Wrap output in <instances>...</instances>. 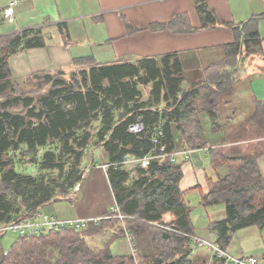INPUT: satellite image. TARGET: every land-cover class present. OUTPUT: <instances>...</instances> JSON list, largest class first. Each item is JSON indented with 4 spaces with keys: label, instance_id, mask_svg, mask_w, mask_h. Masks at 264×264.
Instances as JSON below:
<instances>
[{
    "label": "trees",
    "instance_id": "trees-1",
    "mask_svg": "<svg viewBox=\"0 0 264 264\" xmlns=\"http://www.w3.org/2000/svg\"><path fill=\"white\" fill-rule=\"evenodd\" d=\"M194 1L201 28L214 26L218 21L214 12L204 0ZM261 17L252 16L239 27L225 23L234 31L235 41L224 45V57L204 68L184 95L183 69L178 53L172 52L114 64L78 59L70 73L36 72L33 76L39 93L33 99L14 88L7 90L8 80L4 78L10 75V55L22 48L42 47L43 36L35 29L0 33V224L17 220L25 212L36 213L55 198L74 192L82 179L75 166L91 144L88 128L93 119L100 121L93 147L99 146L109 162L148 153L153 147L150 132L155 127L162 129L165 152L177 149L173 129L180 134L184 147L207 146L199 114H209L215 123L220 94L231 90L244 58L257 51L254 23ZM159 27L171 28V23ZM148 85L150 98L141 100L140 86ZM159 105L161 109H152ZM117 110L123 112L115 118ZM257 110L262 111L259 104ZM137 116L145 129L133 134L127 128ZM49 143H59V153L46 151L41 168L56 175L31 176L14 171L8 152L23 146L28 153H35ZM67 153L73 154L74 162L65 175L61 156ZM209 153L213 169L225 168L226 172L208 182L200 204H224L225 218L212 222L209 229L216 232V241L227 249L236 230L264 227V180L257 166L264 152L228 157L210 148ZM7 165L10 166L5 169ZM137 168L131 183L130 173L120 167L108 168L107 178L115 204L125 216V227L134 234L142 252L141 264H196L190 257V240L183 234L193 233V226L190 207L179 189L181 164L163 158L152 160L146 169ZM165 222L172 231L153 225ZM89 228L91 232L86 235ZM123 233L114 218L90 223L82 231L64 229L18 237L7 252L0 249V264H132L130 257L113 255L109 248ZM98 234L102 237L99 245L88 242L87 236Z\"/></svg>",
    "mask_w": 264,
    "mask_h": 264
},
{
    "label": "crops",
    "instance_id": "crops-1",
    "mask_svg": "<svg viewBox=\"0 0 264 264\" xmlns=\"http://www.w3.org/2000/svg\"><path fill=\"white\" fill-rule=\"evenodd\" d=\"M16 1L12 22L3 16V8L8 0L0 6V24L5 21L10 25L0 30V33L27 29L39 30L43 36L44 45L22 48L10 55L8 65L11 75L26 76L41 71L66 72L69 68L73 69V62L78 59L97 64H114L176 52L184 75L181 94L188 91L190 86L199 80L204 68L224 57L225 44L235 41L234 31L225 23L239 27L252 16L263 15L254 23L259 42L257 51L247 55L244 58L245 61L243 60L240 64L241 73H239L238 82L233 84L230 91L220 94L215 123L212 122L209 114H199L207 146L192 150L187 159L179 156L176 162L181 164L182 177L179 181V189L184 193V200L191 210L193 234L216 241V232L210 230L209 225L225 218L224 204L204 207L209 211L204 209V221L201 225L195 226L191 214L193 207L189 198L197 197L200 201L201 194L208 190V182L216 181L219 175L226 172L225 168L218 171L213 169L210 162V148L219 150L228 157L264 152V0H204L218 20L210 28H201V19L194 0ZM169 23L171 28L159 27ZM189 27L194 30H184ZM72 44L76 45L75 50ZM247 61L248 67L244 64ZM197 97L200 98L201 95ZM257 104L262 111L257 110ZM158 107L162 108L161 105ZM173 134L176 148H185L178 131L173 129ZM93 153L94 149L90 155L84 154V159L85 155L87 158L84 173L92 170L89 165L93 162ZM105 162L107 158L102 163ZM257 166L264 180V155L257 159ZM95 170L99 173L97 175L95 173L96 177L90 179L84 194L81 195V201H86L87 206L84 210L79 208L78 213L82 215L79 217L104 216L115 204L106 173L99 164ZM94 186L104 190L107 204L104 208L101 205L100 211L88 212L97 204L96 201L88 203L86 199L87 193ZM81 189L82 185L77 192ZM59 214L63 219L72 218L66 215L69 212H59ZM70 214L75 216L73 207ZM166 216L170 218L168 214ZM121 238L125 239L124 235L113 242ZM190 245H192L189 246L190 255L193 253L192 247L200 248L206 255L203 261L205 264L207 251L193 243ZM236 252L232 254L248 256L242 252L241 248H238ZM112 254L126 256V254ZM259 261L262 264L263 256Z\"/></svg>",
    "mask_w": 264,
    "mask_h": 264
},
{
    "label": "rangeland",
    "instance_id": "rangeland-1",
    "mask_svg": "<svg viewBox=\"0 0 264 264\" xmlns=\"http://www.w3.org/2000/svg\"><path fill=\"white\" fill-rule=\"evenodd\" d=\"M5 2H6V0H0V6H2ZM9 26L10 25H8V23L4 21V22H2V24H0V30L7 28ZM72 48L75 50L77 47L75 44H72ZM217 61H219V60H217ZM217 61L215 60L213 62H217ZM244 61H245V59H244ZM244 64L247 67L249 66L248 61L246 63L244 62ZM8 67H9V65H8ZM65 68H67V67H65ZM243 70H244V67L242 68V71ZM72 71L73 70L71 68H69L68 71H66V73H70ZM52 72H56V71H52ZM9 73H10V69H9ZM239 73H241V71H239ZM34 74L35 73H32L30 75H26V76H17V75L14 76V75H11V73H10V75L8 77L4 78L5 80H8L7 90H12V88H14L18 93L29 95V96H32L33 99H37L38 98L37 93H39L37 86H39V84H37V80L35 79V76H33ZM242 83H244V82H242ZM237 84L239 85V83H237ZM150 89H151L150 85L145 86V87L140 86V91H141L140 99L141 100H147L150 98ZM181 95H183V94H181ZM152 109L154 110V109H160V108L158 106H154V107H152ZM121 112H123V111L122 110L115 111L114 112L115 118H118ZM99 127H100L99 118L93 119L90 122L88 130L91 133V141H90L91 144L86 149L87 151H85V153L88 155H90V153L92 152V149H94L93 144L96 141V133H97ZM59 148H60L59 143H49L44 148H39L35 153H28L25 150V147L21 146L18 150L8 152L7 157L12 159L13 169L17 173L24 174V175H31V176L48 175V176L52 177L53 175H56V172L44 170L41 168V164L43 161V154L46 151H52L55 154H58ZM185 148H187V147H185ZM100 149L101 148L99 146H97V148L94 149L93 162H91V164L89 165L90 170L92 169L91 171L89 170L90 172L87 171L86 173H84V171L86 170V163H87L86 155H85V159L83 156L82 159L80 160L79 164L75 166V170H77V173H79V174L82 173V175H81L82 179L79 181V183H77L74 186V189L78 186V188L75 190V192H70L67 195V197H64V198H61V199H58L55 201L52 200L51 202L42 206L39 209L38 212H40L44 218L46 216H54L55 218L58 219V218H60L59 212H61V213L69 212V214H66V215L69 217H72V218H76V216L77 217L82 216V215H80L81 213H78L79 208L81 210H84L85 207L87 206V203H85L86 201H83V202L81 201V195L84 194V191L87 187V183H89L90 179L93 177L95 178L97 173H99L98 170H95V167H97L98 164L100 166V164L102 162L106 161V158H105V156H103V153L101 152ZM181 149L182 148L176 149V150H181ZM187 149H190V148H187ZM190 150L192 151L194 149H190ZM61 161L63 163V171L66 175L67 174L66 172L70 171L71 163L74 162V156H73V154H68V153L63 154L61 156ZM9 166L10 165H7L5 167V169H8ZM120 168H122V167H120ZM123 168L127 169V171L130 173V177H129L128 182L131 183L130 181H132L134 179L139 168H137V167L129 168L126 166ZM95 173H96V175H95ZM81 185H82L81 191L77 192ZM88 187H91V186H88ZM86 199H88L87 200L88 203H91L93 201L97 202V204L92 206L91 210L88 212L100 211L101 205L104 208L107 204L106 194H105L104 190L99 188V187H96V186L92 187V189L87 193ZM189 199H190L189 201L193 207L191 214H192V218L194 220L195 226L201 225L202 222L204 221V215H203L205 212L204 209H206L207 211H209V209L204 208L200 204V201H198L199 198L197 199V197L193 198L192 196H190ZM72 204H74V206H72ZM68 205L72 206L73 209H75V216L70 214L72 207L69 208ZM69 219H71V218H69ZM168 219L169 218L166 217L165 221L168 222ZM166 222H165V224H158V225L153 224V225H155L161 229L171 230V228L166 224ZM128 231H130V230H128ZM90 232H91V228H89V230L85 234L88 235ZM132 235L135 239V236L133 233H132ZM124 238H125V236H124ZM17 239H18L17 234H15L14 232H11V231L7 232L6 234H4L0 238V249H3L4 251L8 250L10 248V246L14 242H16ZM87 240L89 243H92V241H93L92 244H100L102 241V237H101V234H98L97 236H94V235L91 236L90 235V236H87ZM190 246H192V245H190ZM192 248H193L192 249L193 253L190 257H192L196 260V264L203 263L206 255H204V253L202 252V250L200 248L199 249H196L195 247H192ZM238 248H241L242 252L244 254L254 255L257 257L258 260H260L262 258V256L264 255V227L259 228L257 226H247L246 228L238 229L233 235L230 247H228V251H230V253L235 254V253H237L236 250ZM110 250L112 253L122 254V255L126 254V256L130 257V255H127V254H129L127 241L123 238L113 242L110 246ZM138 252H139L140 257L142 258V261H143V255H142L141 250ZM131 261H132V259H131ZM132 264H134L133 261H132ZM262 264H264V261H262Z\"/></svg>",
    "mask_w": 264,
    "mask_h": 264
},
{
    "label": "built area",
    "instance_id": "built-area-1",
    "mask_svg": "<svg viewBox=\"0 0 264 264\" xmlns=\"http://www.w3.org/2000/svg\"><path fill=\"white\" fill-rule=\"evenodd\" d=\"M16 0H8L7 5L3 8V16L9 22L14 19V12ZM145 129L144 123L140 116H137L133 122L128 125V132L133 134H139ZM163 136L162 129L155 127L150 132V141L153 145L151 150L142 156H126L116 162H105L100 165L107 175V170L110 167H140L146 169L152 160H161L168 158L171 163H176L178 157L182 156L183 159H187L191 152L190 149L182 148L181 150H175L171 152H165V146L161 143ZM77 187L74 189L76 190ZM111 214H105L104 216L96 218L76 217V218H55L54 216H46L45 218L40 212L28 213L25 212L21 218L12 220L6 223L0 224V235L6 234L11 231L18 235L34 236L52 231H59L64 229H75L76 231H82L87 228L90 223L97 224L102 219L116 218L119 221L120 226L124 231V236L127 241L129 254L134 264H141L142 258L140 257L136 240L132 233L127 230L124 224L125 216L119 211L117 204H114L110 210ZM190 240V243L197 245L207 251V260L205 264H261L255 256H235L215 240H209L199 237L193 233H183ZM7 252V250L5 251Z\"/></svg>",
    "mask_w": 264,
    "mask_h": 264
},
{
    "label": "water",
    "instance_id": "water-1",
    "mask_svg": "<svg viewBox=\"0 0 264 264\" xmlns=\"http://www.w3.org/2000/svg\"><path fill=\"white\" fill-rule=\"evenodd\" d=\"M187 92H188V91H185V93H187ZM185 93H183V95H184ZM58 199H60V198H55L54 201H55V200H58ZM3 235H4V234L0 235V238H1Z\"/></svg>",
    "mask_w": 264,
    "mask_h": 264
}]
</instances>
